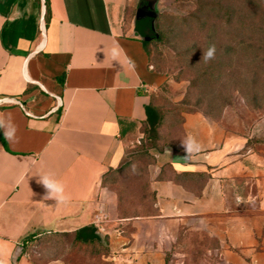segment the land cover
Returning <instances> with one entry per match:
<instances>
[{
    "label": "crops",
    "instance_id": "1",
    "mask_svg": "<svg viewBox=\"0 0 264 264\" xmlns=\"http://www.w3.org/2000/svg\"><path fill=\"white\" fill-rule=\"evenodd\" d=\"M132 6L0 0V264H167L184 228L217 238L224 264H264V159L203 113L182 114L181 139L150 168L157 215L120 216L103 185L157 122L147 108L166 81L126 23ZM189 135L199 150L188 155ZM44 175L66 201L45 199ZM103 215L109 255H72L73 235Z\"/></svg>",
    "mask_w": 264,
    "mask_h": 264
},
{
    "label": "rangeland",
    "instance_id": "2",
    "mask_svg": "<svg viewBox=\"0 0 264 264\" xmlns=\"http://www.w3.org/2000/svg\"><path fill=\"white\" fill-rule=\"evenodd\" d=\"M132 5L127 24L134 23L143 6L157 14L158 37L150 42L149 57L166 79L153 94L165 121L157 147L143 127L129 144L125 165L107 177V188L119 197L120 216L142 212L136 190L151 182L150 168L159 152L173 145L175 136L181 139L182 114L200 112L221 122L264 159V0H132ZM210 45H215V59L206 62L202 53ZM165 260L224 264L219 240L203 229L179 230Z\"/></svg>",
    "mask_w": 264,
    "mask_h": 264
},
{
    "label": "trees",
    "instance_id": "3",
    "mask_svg": "<svg viewBox=\"0 0 264 264\" xmlns=\"http://www.w3.org/2000/svg\"><path fill=\"white\" fill-rule=\"evenodd\" d=\"M144 3V2H143ZM145 4V3H144ZM157 20V19H156ZM152 18H146L143 20H135L134 26H135V33L136 35L141 39L143 44L145 45V49L149 53V46L150 42L157 40L158 35L156 34L155 22ZM149 38L150 41H146V39ZM155 110L157 112L158 120L157 122L152 125L150 128H146L148 140L151 142V145L158 146V142L162 140L161 136V128L163 126V123L165 121V114L163 113L162 109L158 108L154 103L153 99L151 102V105L147 108V111ZM200 113V112H199ZM157 144V145H156ZM110 172L107 174L103 181V185L107 187L108 178H110ZM108 177V178H107ZM151 183L147 182L145 185H143L140 189L136 190L137 194L135 196L136 198V205L138 208L142 209V212H138V214H129V215H123V217H137L141 215H157V209H155V203H156V197L155 193L151 190ZM130 191H133L132 189H129ZM141 192V194H139ZM74 239L72 242L73 249H71V252L73 253V250H77L76 248H82L84 247V250H81L84 256H87L89 258L93 259H100L102 257H106L109 255L110 250L108 247V243L106 238L102 237L98 230L94 226H88L85 227L79 231H77L74 235ZM61 242L62 240H56Z\"/></svg>",
    "mask_w": 264,
    "mask_h": 264
},
{
    "label": "clouds",
    "instance_id": "4",
    "mask_svg": "<svg viewBox=\"0 0 264 264\" xmlns=\"http://www.w3.org/2000/svg\"><path fill=\"white\" fill-rule=\"evenodd\" d=\"M216 48L215 45H210L206 52L202 53L203 59L207 62L212 59H215ZM0 127H3V122H0ZM9 128L11 131L6 132L5 135L7 138L11 139L14 136V127L9 124ZM183 146L186 149V152L189 154L194 151L199 150V146L197 145L195 138L189 135L185 141H182ZM133 170H135V166H133ZM39 183H42L43 186L48 190V194L45 199L55 198L59 202L66 201L68 197L65 195L64 185L56 180L54 177L50 175L39 176Z\"/></svg>",
    "mask_w": 264,
    "mask_h": 264
},
{
    "label": "water",
    "instance_id": "5",
    "mask_svg": "<svg viewBox=\"0 0 264 264\" xmlns=\"http://www.w3.org/2000/svg\"><path fill=\"white\" fill-rule=\"evenodd\" d=\"M149 6H143L137 10V16L135 20H143L146 18H152L154 21L157 18V14H155L152 10H149ZM152 9V8H151ZM155 29V27H154ZM146 41H150L149 38L146 39Z\"/></svg>",
    "mask_w": 264,
    "mask_h": 264
},
{
    "label": "built area",
    "instance_id": "6",
    "mask_svg": "<svg viewBox=\"0 0 264 264\" xmlns=\"http://www.w3.org/2000/svg\"><path fill=\"white\" fill-rule=\"evenodd\" d=\"M107 221H108V218L105 215H103L102 217H97L95 221V226L99 233L103 234L105 232V227H103L102 224H104ZM0 239H1V234H0Z\"/></svg>",
    "mask_w": 264,
    "mask_h": 264
}]
</instances>
